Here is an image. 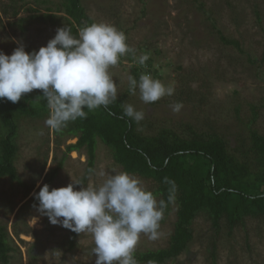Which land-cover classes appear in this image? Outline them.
<instances>
[{"label":"rangeland","instance_id":"374dc122","mask_svg":"<svg viewBox=\"0 0 264 264\" xmlns=\"http://www.w3.org/2000/svg\"><path fill=\"white\" fill-rule=\"evenodd\" d=\"M9 1L0 0V51L5 54L13 53L19 46L17 41L29 53L38 51L54 38L58 28L67 26L66 13L59 11L56 23L36 21L21 31L3 13L2 4ZM61 2L23 0L19 5H26L20 14L27 16L28 8L42 12L49 7L55 9ZM82 4L94 22H105L123 31L138 57L147 55L152 59L155 74L150 75L175 89L172 96L145 104L139 91L136 95L128 93L132 62L125 56L110 69L118 97L127 93L124 104L145 113L139 126H144L145 134H156L168 126L188 135L187 125L201 131L211 124L234 144L239 133L250 136L248 123L257 111L252 127L264 135V0H82ZM219 30L239 41L243 51L224 44ZM177 102L183 105L178 114L170 107ZM48 116L19 119L16 167L22 183L8 177L0 179V221L17 247L11 252L10 264H95L90 234H78L71 249L72 231L52 225L34 206L38 205L34 193L45 185L52 170L59 168L50 190L79 181L88 165L85 151L66 155L68 145L76 143L77 138H57L45 125ZM96 153V172L124 171L101 140ZM134 176L152 189L151 180ZM105 178L89 175L77 190L89 184L97 186ZM176 221L177 205L173 204L170 212H164L159 238L150 240L142 234L135 252L167 247ZM229 231L224 220L217 236L210 217L200 214L188 250L169 264H264V219L247 218L244 225ZM215 245L216 262L212 255Z\"/></svg>","mask_w":264,"mask_h":264},{"label":"trees","instance_id":"16d2710c","mask_svg":"<svg viewBox=\"0 0 264 264\" xmlns=\"http://www.w3.org/2000/svg\"><path fill=\"white\" fill-rule=\"evenodd\" d=\"M19 2L23 0L3 3L2 10L10 19V24L21 31H26L27 26L36 21L56 23L59 19L56 12L59 11L66 13V27L71 29L73 35H77L85 24L94 22L82 0H62L58 7H49L44 12L39 8H28L27 16L20 14L26 3L19 5ZM257 15L262 17L258 11ZM219 34L224 44L234 45L243 51L239 41L229 39L220 30ZM126 57L132 62L130 76L139 80L141 74H155L151 58L140 65L131 55ZM42 94V90H33L17 103L0 99V179L8 177L22 183L16 167L19 119L42 118L49 114L47 101ZM124 96L118 97L107 108L102 106L88 112L86 119L69 122L60 133L53 131L57 138H77L76 143L68 145L66 155L73 151L86 152L87 171L79 180L83 184L89 177L88 170L94 168L99 140L111 149L115 162L124 171L151 180L153 187L150 191L159 199L166 202L168 199L170 186L164 182L165 177L174 182V201L168 204L165 212H170L172 205L176 204L177 221L168 246L135 252L138 264H169L176 261L194 240V222L200 214L210 217L217 236L224 220L232 233L236 226L244 225L247 218L264 219V135L252 127L258 116L257 111L254 112V119L248 123L250 136L239 133L234 144L211 124L208 130L201 131L187 125L188 135L168 126L150 135L143 132L144 126L139 129L141 122L137 124L123 116ZM110 112L113 114L110 115ZM58 171L59 168L52 170L45 184L50 185ZM31 191H26V195ZM35 202L39 203L36 199ZM77 236V233L71 232V249ZM16 248L7 227L0 221V264H10L11 252ZM216 248L215 245L212 254L215 262Z\"/></svg>","mask_w":264,"mask_h":264},{"label":"clouds","instance_id":"9594fccd","mask_svg":"<svg viewBox=\"0 0 264 264\" xmlns=\"http://www.w3.org/2000/svg\"><path fill=\"white\" fill-rule=\"evenodd\" d=\"M17 43L11 55L0 51V99L17 103L25 94L42 90L49 109L45 125L57 133L69 122L86 119L88 112L118 100V86L110 69L122 57L131 55L140 65L148 59L147 55L137 57L126 34L105 22L85 24L77 35L66 26L58 28L46 46L31 53ZM137 90L145 104L172 96L175 91L150 74H141L139 80L128 77L129 93L136 95ZM170 107L178 114L183 105L177 102ZM122 108L123 116L137 124L145 118V113L132 104ZM88 172L106 178L97 186L89 184L79 190L77 186L83 185L79 181L51 190L45 184L34 193L39 202L34 206L52 225L90 234L95 264H138L134 253L140 237L159 238L164 212L174 201V182L164 179L170 186L166 202L126 171L114 169L106 174L90 168Z\"/></svg>","mask_w":264,"mask_h":264}]
</instances>
